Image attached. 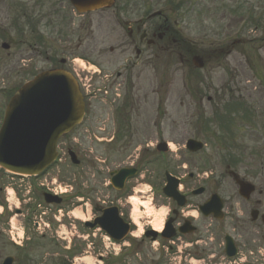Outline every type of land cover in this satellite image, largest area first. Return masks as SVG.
<instances>
[{
    "label": "flooded vegetation",
    "instance_id": "obj_1",
    "mask_svg": "<svg viewBox=\"0 0 264 264\" xmlns=\"http://www.w3.org/2000/svg\"><path fill=\"white\" fill-rule=\"evenodd\" d=\"M124 6L128 9L114 6L101 10L113 12L110 18L113 22H108L106 27L93 16L87 14L83 17L81 30H86L88 35L80 40L79 45L95 66L87 72L73 68L76 76H79L80 86L86 91L83 95L85 118L72 133L69 146L73 148L67 147V151L76 149L78 161L75 163L69 157L60 158L57 164L27 181L17 175L0 174V207L4 209L3 215H0V264L8 257L12 258V264L19 263L20 255L28 259L27 248L43 242L61 246L67 251L79 247V253L91 245L92 253L98 254L104 250L105 241L102 237L105 236L108 237V243L121 248L119 256L109 254L103 257L105 264L130 263L132 250L136 255L137 250L141 251L135 264H174L177 249L187 243H191L192 247L184 248V256H196L203 259L205 264H210L212 250L218 253L225 251V227L220 225L218 230L214 228L211 231V221L217 220L204 215L201 209L198 221L176 214V209L182 210L185 203L202 206L210 199L209 173L205 167L207 155L202 150L189 151L182 136L179 137L180 142H175L179 149V160L166 151L163 139L174 141L178 138L172 134L164 137L159 117L160 107L156 101L149 100L147 95L142 96L138 86L147 65L156 67L164 51L170 55L178 53L179 47L183 46L179 32L169 23L168 18L164 19L161 14H150L145 5ZM140 15L142 20L137 18ZM104 28L107 29L103 31ZM104 33L110 36L105 37ZM75 51L76 47L72 51L64 48L63 53L71 56ZM117 52L128 54L124 62L116 58ZM113 57L116 60L114 65L104 63L105 59ZM66 61L63 59L62 63L68 65ZM89 77L94 80L90 84L86 82ZM99 82L109 83L105 87H109L111 93H100L101 88L97 85ZM101 127L104 131L98 132ZM85 144H97L103 146L104 150L92 151L90 145L83 147ZM185 164L187 167H184ZM163 171L167 172V176H163ZM168 174L174 175L181 182L179 185L183 191H180L177 198L164 192ZM142 175L154 184L161 202L169 204L174 212L162 232L155 233L147 229L145 236L136 240L127 233L130 227L127 224V210L120 206V202ZM53 177H59L62 183L72 185L74 191L55 195L50 191ZM195 181L200 182L192 184ZM219 182H222V177ZM200 185L204 190L193 193L192 190ZM8 186L15 188L21 201L29 202L19 209L9 211L5 200V188ZM77 196L91 202L94 218L83 224L75 222L76 231L87 234L89 238L83 240L72 236L71 248L68 249L65 247L67 241L56 238L59 225L53 217L60 209L67 213L74 207ZM254 204L259 210V217L252 224L258 233L264 226V205L259 200ZM13 214L22 216L21 221L25 227L22 246L14 243L8 235V218ZM44 220H54L56 223L52 227H45ZM62 223L71 230L72 221L67 215ZM256 236L255 242L259 235ZM153 240L159 242L158 252L167 248V251H172V255L147 254V248H151ZM67 251H64V257L72 258ZM156 256L159 259L153 258ZM61 264H65L64 260Z\"/></svg>",
    "mask_w": 264,
    "mask_h": 264
},
{
    "label": "rangeland",
    "instance_id": "obj_2",
    "mask_svg": "<svg viewBox=\"0 0 264 264\" xmlns=\"http://www.w3.org/2000/svg\"><path fill=\"white\" fill-rule=\"evenodd\" d=\"M128 1L131 4L140 2ZM147 1H150L152 6L162 5L163 15L170 17L172 22L177 19L178 25L184 29L189 41L195 44L197 51L206 55L204 59H207L208 54L212 59H207L210 62L206 63L204 69L190 70L182 64V55L176 57V54L175 60L171 62L168 60L169 56L164 54L161 60L162 68L157 76V84L160 87L156 93L151 90L149 85H154V77L150 70H146L143 77V85L147 90L145 94L152 99L156 96L161 98L162 121L167 134L177 138L182 135L194 136L206 142L207 152L210 154V161L206 162V166L209 168L212 188L226 200V232L234 236L240 254H247L249 263L264 264V256L256 253L254 248L248 249L250 240L252 246L254 244L251 226L242 224V221L250 219L251 203L239 196L237 186L225 172L224 163L228 151L241 153L243 161L234 169L257 185L258 191L252 195L251 200L264 201V0H174L173 8L169 3L171 0ZM180 4L179 11L176 6ZM236 5L237 10L230 13L229 10ZM224 6H227L228 10H222ZM70 8L67 0H0V88L5 87L4 90L0 89V115L11 89L25 81L28 74L51 66L45 58V50L49 48L48 42L54 41V36H58V33L65 36L67 23L81 20L73 15ZM245 9L251 11L253 23L246 25V21L235 47L231 42L226 46L221 45L222 47L211 42L212 37H220L226 34L225 31L233 30L239 20L244 19ZM187 10H191L189 17L180 18ZM136 14L137 12L134 16ZM112 15V11H97L93 13V18L106 27L108 22H113L110 19ZM206 20L209 23L206 24ZM219 27L223 29L219 31ZM104 36L110 35L104 33ZM4 41L11 44L10 50L2 49L1 44ZM214 47L220 48L213 50ZM75 54L85 55L86 51L81 46V50ZM117 55L116 58L119 57L121 61L128 56L123 52H117ZM115 61L113 57L105 59L104 63L114 65ZM76 69L79 70L77 63ZM93 81L90 77L87 78V83ZM233 103L247 108L244 111L246 117L243 118L241 110H237L238 105H230ZM224 105L234 110L229 114L224 110ZM216 110L222 114L228 113L224 121L218 118L213 120ZM254 125H257L262 133H257L259 130L251 128ZM174 141L180 142L179 138ZM88 145L90 144L83 147ZM90 147L92 151L104 150L103 146L97 144H91ZM220 175H224V182L219 187L214 182V177ZM259 190H262L263 194H260ZM234 201L239 203L242 215L237 214ZM214 228L215 223H212V232ZM261 234L258 244L260 248H264V228L261 229ZM150 249L147 248V254L152 253ZM53 252L57 254V248L47 247L45 259L40 261V264H47V254L50 256ZM60 252L62 251L58 253ZM237 260L231 264H236ZM211 264L229 263L222 257Z\"/></svg>",
    "mask_w": 264,
    "mask_h": 264
},
{
    "label": "water",
    "instance_id": "obj_3",
    "mask_svg": "<svg viewBox=\"0 0 264 264\" xmlns=\"http://www.w3.org/2000/svg\"><path fill=\"white\" fill-rule=\"evenodd\" d=\"M109 0H88L78 4L79 9H91L107 5ZM197 66L203 61L194 59ZM47 81L56 82L43 90L40 85ZM50 95L66 97L65 106L55 103L51 108H42V101ZM83 109L79 91L72 77L62 71H46L25 84L12 98L5 124L0 133V165L4 168L32 173L41 170L54 158L57 138L68 131L82 117ZM52 121L56 123L52 126ZM15 136L18 139L14 138ZM39 161L31 166V163ZM240 192L249 193L254 189L250 184L239 180ZM210 211L221 208V204H210ZM207 211L209 208L207 206ZM229 240L228 247L233 250Z\"/></svg>",
    "mask_w": 264,
    "mask_h": 264
},
{
    "label": "clouds",
    "instance_id": "obj_4",
    "mask_svg": "<svg viewBox=\"0 0 264 264\" xmlns=\"http://www.w3.org/2000/svg\"><path fill=\"white\" fill-rule=\"evenodd\" d=\"M209 23V21H205ZM104 128L98 129V132H103ZM154 147V145H150ZM167 148L174 157L179 160L178 155L179 149L175 142L169 141ZM184 167H187L185 164ZM50 191L55 195L60 196L62 194H69L74 191L72 185L67 183H62L59 177H53L50 181ZM179 191H183L180 187ZM77 203L72 207L67 213L63 209L58 210L54 215V219L57 221L59 228L55 235L58 240H65L67 244L66 248H71V237L78 236L79 239L87 240L89 237L87 234H81L76 231V221L80 223H86L94 218L92 212L91 202L83 197L77 196ZM5 200L8 203V210L12 211L13 208L19 209L23 204H27L28 200H23L16 195L15 188L8 186L5 188ZM120 206L127 210V218L129 223L130 234L134 239L141 240L145 236L147 229L153 230L155 233L162 232L165 229L166 222L169 220L170 216L173 214V208L167 204L162 203L157 195V190L154 184L148 181L143 175L139 178V181L135 183L131 190L121 199ZM200 204L193 205L191 203H185V207L181 209H176L177 215H182L185 218L191 217L192 220L198 221L200 219ZM234 207L238 210L237 214L242 215V211H239V203L234 201ZM4 209L0 207V215H3ZM46 214V213H45ZM67 215L72 221L71 230L69 226L62 223L64 216ZM9 233L8 235L14 243L22 246V242L25 238V227L23 222L15 215L8 218ZM45 227H50L47 223ZM104 243V250L98 254L91 252V245H88V250L74 255L71 258V264H103L101 257H106L109 254L114 256H119L121 253V248L118 246L111 245L108 243V237H102ZM191 248L192 244L187 243L184 247L177 249L179 255L175 258L174 264H205L204 260L197 258L196 256L185 257L183 255L184 248ZM151 249L153 252H158L159 242L153 240L151 244ZM261 256H264V248L257 250ZM154 259H159L158 256L153 257ZM210 260L215 259V254L209 256ZM236 264H248V255L240 254Z\"/></svg>",
    "mask_w": 264,
    "mask_h": 264
}]
</instances>
